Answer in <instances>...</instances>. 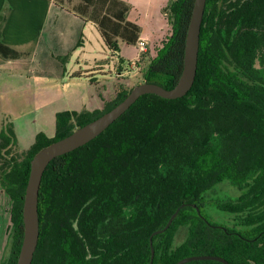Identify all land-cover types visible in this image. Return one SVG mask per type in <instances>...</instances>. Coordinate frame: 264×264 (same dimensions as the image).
Segmentation results:
<instances>
[{
    "label": "trees",
    "instance_id": "obj_1",
    "mask_svg": "<svg viewBox=\"0 0 264 264\" xmlns=\"http://www.w3.org/2000/svg\"><path fill=\"white\" fill-rule=\"evenodd\" d=\"M51 1H75L71 12L92 22L111 52L117 40L136 46L140 39L141 28L127 20L130 6L122 0ZM193 4L172 0L162 9L171 32L141 83L165 89L177 83ZM25 56L0 39V58ZM130 90L120 88L101 110L57 113L55 137L39 132L21 159L12 152L13 130L0 133V189L10 201L11 221L8 258L0 264H16L31 159L112 109ZM223 181L239 191L216 205L233 215L232 228L192 206L201 209L205 193ZM178 209L168 229L152 237L153 264L204 255L228 264H264V0H206L190 91L176 100L141 96L95 139L50 162L39 190L32 264H149L151 235Z\"/></svg>",
    "mask_w": 264,
    "mask_h": 264
},
{
    "label": "rangeland",
    "instance_id": "obj_2",
    "mask_svg": "<svg viewBox=\"0 0 264 264\" xmlns=\"http://www.w3.org/2000/svg\"><path fill=\"white\" fill-rule=\"evenodd\" d=\"M122 1L130 6L128 19L140 26L146 38L147 51L141 55L136 46L121 40L111 52L94 25L68 10L52 9L43 28L38 25L44 12L32 6L36 0H25V11L16 13L10 25L15 32L13 41L27 40L29 56L13 61L0 58V133L7 135L5 129L13 130L16 140L11 147L17 159L24 156L39 132L55 137L57 113L101 110L120 88L130 90L142 82L149 60L170 35L162 9L172 0ZM9 13L7 3H0L2 27H6ZM132 62L135 70L131 71ZM238 196L239 191L223 181L205 193L199 210L209 221L232 228L233 215L216 205ZM10 228V201L0 189V263L8 258ZM183 234L179 232L177 238Z\"/></svg>",
    "mask_w": 264,
    "mask_h": 264
},
{
    "label": "water",
    "instance_id": "obj_3",
    "mask_svg": "<svg viewBox=\"0 0 264 264\" xmlns=\"http://www.w3.org/2000/svg\"><path fill=\"white\" fill-rule=\"evenodd\" d=\"M206 0H194L193 9L186 33L183 69L177 83L170 89L157 84L143 82L134 86L126 97L109 111L95 120L78 127L68 136L55 141L39 150L30 161V171L25 188L22 207L23 239L17 256L16 264H32L39 239L38 197L43 174L52 160L68 154L95 139L121 117L141 96L153 94L167 100L184 97L192 88L198 63L199 40ZM198 214L199 208L195 205ZM183 207V206H181ZM179 209L171 216L163 230L154 232L150 237L151 258L153 264L154 250L152 237L168 229L171 221L176 217ZM203 218V217H202ZM211 260L228 264L217 256H190L183 258L176 264H186L192 261Z\"/></svg>",
    "mask_w": 264,
    "mask_h": 264
},
{
    "label": "crops",
    "instance_id": "obj_4",
    "mask_svg": "<svg viewBox=\"0 0 264 264\" xmlns=\"http://www.w3.org/2000/svg\"><path fill=\"white\" fill-rule=\"evenodd\" d=\"M7 3V9L10 11L9 15H8V18H6L7 20V23L4 24V26L6 25V27H2L1 29V32H0V39L1 41L8 45L9 47H12L14 49H16L17 51H20V52H24L25 53V41L27 40H24V41H13V34L15 33H12L11 32V26L12 24H14V19H16V13L19 12V11H25V0H0V3ZM127 2V1H126ZM69 4H65V5H62V6H59L57 4H54L51 0H42L41 2H39V0L35 2V4H33L32 6L34 8L38 7L41 11H43V19L42 21L40 22V24L38 25V27H44L46 26L45 23L47 21V17L48 15L50 14L51 10L52 9H63V10H68L69 12H71L70 8L71 6L73 5H69ZM134 9V7H133ZM133 11V10H132ZM136 11V10H134ZM72 14H74L73 12H71ZM129 13H131V11L129 10L128 14H127V20L130 21L128 19V16H129ZM75 15V14H74ZM162 16V15H161ZM75 17H78L77 15H75ZM23 18H25V15H23ZM19 21V20H18ZM132 22V21H130ZM92 25H94L92 22H90ZM134 24H136L135 22H132ZM16 25H18L20 27V23H15ZM23 26L25 25V22L23 21L22 22ZM138 25V24H136ZM21 26V27H23ZM95 26V25H94ZM139 26V25H138ZM140 39H146L144 36H142V33H141V36H140ZM28 43H31V41H29ZM117 75L121 76L122 73L121 71H119L117 73Z\"/></svg>",
    "mask_w": 264,
    "mask_h": 264
},
{
    "label": "built area",
    "instance_id": "obj_5",
    "mask_svg": "<svg viewBox=\"0 0 264 264\" xmlns=\"http://www.w3.org/2000/svg\"><path fill=\"white\" fill-rule=\"evenodd\" d=\"M136 47L138 49L139 55H141L142 53H145L147 51L146 43H145V41L143 39H139L138 40ZM139 55H138V58H139ZM134 66H135V63L132 62L131 71L135 70Z\"/></svg>",
    "mask_w": 264,
    "mask_h": 264
}]
</instances>
